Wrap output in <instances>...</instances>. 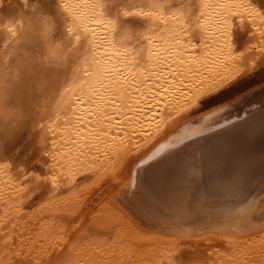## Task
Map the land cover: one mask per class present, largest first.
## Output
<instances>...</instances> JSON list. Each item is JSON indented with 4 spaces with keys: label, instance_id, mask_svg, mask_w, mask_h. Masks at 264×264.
Returning a JSON list of instances; mask_svg holds the SVG:
<instances>
[{
    "label": "bare ground",
    "instance_id": "6f19581e",
    "mask_svg": "<svg viewBox=\"0 0 264 264\" xmlns=\"http://www.w3.org/2000/svg\"><path fill=\"white\" fill-rule=\"evenodd\" d=\"M56 1L60 42L72 63L39 124L46 180L57 187L79 172H99L97 190L107 192L116 212L112 223H134L152 238L264 228V99H240L247 104L231 111L234 102L218 107L176 132L165 127L187 93L211 95L241 70L225 77L222 68L231 29L248 38L255 31L243 2L191 0L181 18L165 16L159 0L142 30L124 38L101 0ZM132 153L134 160L127 158ZM118 159L125 167L111 176L107 169ZM26 184L0 171V222L9 204L26 196ZM100 225L101 231L111 226ZM30 249L25 244L18 253L37 263L42 251Z\"/></svg>",
    "mask_w": 264,
    "mask_h": 264
},
{
    "label": "rangeland",
    "instance_id": "374dc122",
    "mask_svg": "<svg viewBox=\"0 0 264 264\" xmlns=\"http://www.w3.org/2000/svg\"><path fill=\"white\" fill-rule=\"evenodd\" d=\"M156 1L159 0H101V4L113 23L126 27L118 28V32L130 38L142 30L155 11ZM160 1L165 16L181 18L189 12L192 2ZM241 1L246 7L243 16L249 17L255 31L248 38L245 33L237 35L235 27L231 29L230 41L225 45L231 46L227 50L229 61L222 68L225 77L236 67L241 70L232 73L227 86L211 95L196 98L193 90L187 93L180 109L174 110L169 125H165L168 130L176 132L233 102L230 111L236 104L251 102L250 97L264 99V0ZM56 3L0 0V171L13 184L27 181L29 189L26 196L9 204V214L1 219L0 264H31L30 256L18 253L23 254L21 246L25 244H31V255L42 251L33 264H233L240 260L241 264H264V228L152 238L151 233L145 236L146 229L134 223H112L111 214L116 212L110 199L107 208V192L97 190L103 180L99 172H79L70 183L62 181L57 187L46 180L47 159L39 145L41 125L51 114L57 87L72 63V52L60 42ZM18 140L19 145L13 147ZM137 156L132 153L127 158L134 160ZM124 167V161L118 159L107 172L113 176ZM94 216L97 223L92 226ZM109 221L112 227L107 225ZM99 223L109 228L101 231ZM83 224L88 227L83 229Z\"/></svg>",
    "mask_w": 264,
    "mask_h": 264
},
{
    "label": "snow or ice",
    "instance_id": "6c2138e0",
    "mask_svg": "<svg viewBox=\"0 0 264 264\" xmlns=\"http://www.w3.org/2000/svg\"><path fill=\"white\" fill-rule=\"evenodd\" d=\"M227 86V85H226ZM22 139V138H21ZM19 143H20V141L18 140L17 142H16V144L15 145H13V147H16V146H18L19 145Z\"/></svg>",
    "mask_w": 264,
    "mask_h": 264
}]
</instances>
